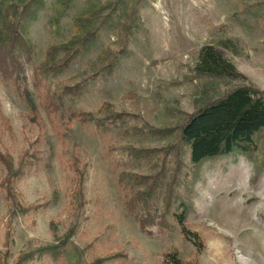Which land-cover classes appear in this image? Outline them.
Segmentation results:
<instances>
[{
    "label": "rangeland",
    "instance_id": "374dc122",
    "mask_svg": "<svg viewBox=\"0 0 264 264\" xmlns=\"http://www.w3.org/2000/svg\"><path fill=\"white\" fill-rule=\"evenodd\" d=\"M45 1L26 23L23 75L36 109L0 74V264L28 255L20 264H172L168 253L185 264H264V130L253 159L206 162L189 194L185 182L177 188L191 203L188 238L173 221L142 230L120 186L159 171L161 149L175 144V133L151 130L176 129L236 86L264 92V0ZM97 27L87 49L35 83L49 50ZM206 45L246 80L199 76ZM133 149L158 152L135 159ZM49 246L60 254L40 257Z\"/></svg>",
    "mask_w": 264,
    "mask_h": 264
},
{
    "label": "trees",
    "instance_id": "16d2710c",
    "mask_svg": "<svg viewBox=\"0 0 264 264\" xmlns=\"http://www.w3.org/2000/svg\"><path fill=\"white\" fill-rule=\"evenodd\" d=\"M19 1V2H18ZM5 2L0 8V74L8 77L10 83L17 86L23 98L36 109L26 78L23 75L26 64L32 62L33 45L26 36V23L36 20L38 13L44 9L45 0H18ZM129 34L131 27H125ZM99 28L88 31L70 43L59 46L57 50L64 53L61 61L56 62L57 50L48 51L46 61L35 69V83L48 69L68 66L77 54L94 41ZM126 44V42H124ZM195 71L199 76L213 79H244L246 77L225 57L223 51L214 45L201 48ZM41 90L37 86V91ZM42 92V91H41ZM45 94L47 93L43 90ZM48 94V93H47ZM49 99L51 96L47 95ZM46 100L44 93L41 101ZM48 101V100H46ZM264 130V92L248 84L236 86L215 100L208 102L195 113L186 115L184 122L174 130L165 132L151 130L152 134H176V142L161 149L165 156L159 171L148 175H132L129 186L122 182L125 208L142 230L151 232L149 228L158 227L161 231L170 228V221L180 225L183 234L188 238L186 226L191 212V203L187 197L177 192L182 181L187 191L200 177L201 167L206 162L242 154L253 159L262 145H258L257 136ZM264 147V144H263ZM157 150L133 149L131 156L135 159L148 158ZM174 154L173 162L168 160ZM188 154L189 162L183 157ZM173 163V164H172ZM154 168L159 166L154 164ZM186 169L184 179L181 172ZM188 175H191L189 179ZM189 180V181H188ZM194 183V184H193ZM191 184V186H189ZM161 201V205L159 204ZM197 237V234H193ZM60 247L49 246L38 250L39 256L60 254ZM33 255L18 260L20 264L32 260ZM172 264H185L176 254H166Z\"/></svg>",
    "mask_w": 264,
    "mask_h": 264
}]
</instances>
